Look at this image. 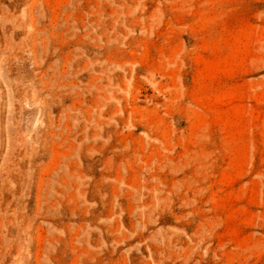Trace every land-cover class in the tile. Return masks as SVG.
<instances>
[{
  "label": "rangeland",
  "instance_id": "374dc122",
  "mask_svg": "<svg viewBox=\"0 0 264 264\" xmlns=\"http://www.w3.org/2000/svg\"><path fill=\"white\" fill-rule=\"evenodd\" d=\"M0 264H264V0H0Z\"/></svg>",
  "mask_w": 264,
  "mask_h": 264
}]
</instances>
